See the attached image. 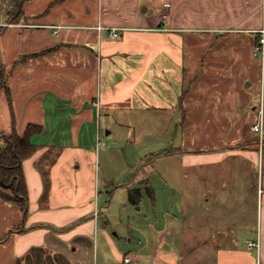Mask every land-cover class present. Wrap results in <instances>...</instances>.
Returning a JSON list of instances; mask_svg holds the SVG:
<instances>
[{
	"label": "crops",
	"instance_id": "crops-1",
	"mask_svg": "<svg viewBox=\"0 0 264 264\" xmlns=\"http://www.w3.org/2000/svg\"><path fill=\"white\" fill-rule=\"evenodd\" d=\"M17 5L0 0V144L14 129H43L22 163L27 212L0 195V264H125L129 255L131 264H264V144L259 164L249 131L261 118L264 62L253 49L264 0ZM129 123L145 137L171 132L175 140L181 131L180 152L167 155H182L183 169L204 170L202 183L220 192L232 185L229 198L237 186L257 184V223H244L240 200L226 217L186 211L190 226L171 213L164 225L157 214L132 212L115 223L108 209L117 191L149 186L154 200L174 191L176 165L103 161L112 149L103 135ZM258 240L260 249L249 248Z\"/></svg>",
	"mask_w": 264,
	"mask_h": 264
},
{
	"label": "rangeland",
	"instance_id": "rangeland-1",
	"mask_svg": "<svg viewBox=\"0 0 264 264\" xmlns=\"http://www.w3.org/2000/svg\"><path fill=\"white\" fill-rule=\"evenodd\" d=\"M259 42V33H257V38L256 42L254 45L253 49V54L256 58L259 60L262 59L260 56L255 55V47ZM246 83H249L247 81ZM258 101L259 102V110H261V91L260 94L258 95ZM259 119H256L252 121V127L251 124L249 127L250 131V139L253 137V139L258 140L259 144V164H262V145L264 144V134H262L260 131L257 130V125L263 122L264 125V118L263 115L260 112ZM141 118V117H139ZM139 119H137L138 122ZM132 122V121H131ZM193 124L194 128H200L201 122H190ZM255 123V124H254ZM153 123L149 122V126L153 129L154 131L155 128ZM115 133L113 135H110L109 137L106 135V133L103 135L104 138H110L108 140V145H111L112 149H109L110 153L106 154L105 157L108 158H102L104 159L103 161H111L112 164L117 163V164H124V163H130L134 159H139L140 161H146V160H152L155 163L157 162H162V163H170L172 166L176 165V168L173 169L172 172V179H171V184L172 188L174 191H172L171 195H167L164 192H159V197L152 199L150 197L149 193L146 191L147 188L152 190L149 186H133V188H141L142 190V195L140 202L137 205H134L130 202L129 195L124 192V191H117L115 197L112 200L111 206L108 209L109 214L112 217V220L115 223H119L121 220V215H124L128 212L132 213H140L143 215L147 214H157L160 219H162L163 225L165 224L164 221L168 220L164 218V215L171 213L174 215L173 222L177 223L178 225L185 226L188 224V226L191 225L192 220L187 221L185 216V212H200V211H205L209 210L212 216H228L230 213V209H233V211H236L237 213L239 212V202L237 200H240V206L242 209L243 214V221L244 223L249 222L250 225H253L254 222L259 218L257 214H259V209L261 207V199L258 201V185L256 186H249L248 184H242L241 187L236 188L235 193L236 195L233 196L234 194H231L230 198L228 197V194L230 193V189L232 185H228L224 191L219 189H222V186L220 185H205L202 183V174L204 170L202 169H189V168H182L181 167V162H182V155H173L175 151H179L182 148V136H181V131L179 132V138L175 140H172L171 138V132L169 135L167 134L166 136H163L162 138H158L156 136H147L145 137L144 134H136L135 133V128L131 123L127 124L126 127H122V129L116 127L114 124ZM197 126V127H196ZM264 132V131H263ZM138 135V136H137ZM137 140H135V138ZM174 148V153H172L170 156L167 155V153H170L169 151H172ZM257 148V149H258ZM185 149V148H184ZM158 155H163V156H158ZM260 167L262 165H259ZM259 169H256V175L255 179L258 178L259 176ZM254 173V170H252ZM195 175L194 179H189L190 176ZM237 177V181L240 178ZM189 179V180H188ZM241 181V179H240ZM244 182V180H243ZM257 182V181H256ZM248 185V186H247ZM163 185H161V188ZM131 188V189H133ZM170 188V187H167ZM209 190V191H208ZM211 190V191H210ZM143 191L145 193L143 194ZM10 194L12 190L9 191ZM210 192L209 196L211 197V201L209 203H206L203 201L204 198H208L205 195ZM218 192V193H217ZM251 196V199L248 198V196ZM245 195V197H244ZM128 197L129 200V208L124 210V201H126ZM233 200V201H232ZM235 204V205H234ZM234 205V207L232 206ZM220 214V215H218ZM198 218L197 220H199ZM221 219V218H220ZM186 220V221H185ZM213 220H217V217H214ZM183 222V223H182ZM244 225V224H243ZM115 233V232H114Z\"/></svg>",
	"mask_w": 264,
	"mask_h": 264
},
{
	"label": "trees",
	"instance_id": "trees-1",
	"mask_svg": "<svg viewBox=\"0 0 264 264\" xmlns=\"http://www.w3.org/2000/svg\"><path fill=\"white\" fill-rule=\"evenodd\" d=\"M25 0H18L17 7L22 6ZM19 9V8H18ZM3 83L0 81V87ZM38 125H29L23 133L16 129L6 135L5 142L0 144V187H8L11 194L0 191L1 197L7 202H14L19 205L23 212H27L28 193L23 172V160L36 151V145L32 143L33 135L42 131ZM151 197L153 191L146 189ZM141 188L129 190L130 202L137 205L141 200Z\"/></svg>",
	"mask_w": 264,
	"mask_h": 264
},
{
	"label": "built area",
	"instance_id": "built-area-1",
	"mask_svg": "<svg viewBox=\"0 0 264 264\" xmlns=\"http://www.w3.org/2000/svg\"><path fill=\"white\" fill-rule=\"evenodd\" d=\"M168 6V5H166ZM111 35L112 37L116 38L118 37V30L117 29H111ZM259 42L255 47V55L256 56H260V58L262 59V63L264 62V27L262 29L259 30ZM261 113L263 114V107H264V91L262 90L261 92ZM257 130L260 131L262 134H264V125L263 122L257 125ZM249 248H258L260 249V240L256 241V242H249ZM124 262L125 264H131L133 262V258L132 256H126L124 258Z\"/></svg>",
	"mask_w": 264,
	"mask_h": 264
}]
</instances>
